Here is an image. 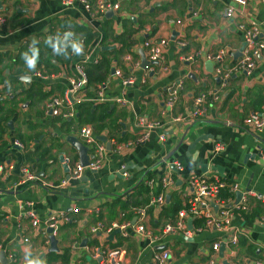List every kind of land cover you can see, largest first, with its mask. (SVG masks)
Wrapping results in <instances>:
<instances>
[{"label":"crops","instance_id":"obj_1","mask_svg":"<svg viewBox=\"0 0 264 264\" xmlns=\"http://www.w3.org/2000/svg\"><path fill=\"white\" fill-rule=\"evenodd\" d=\"M62 1L0 0V14L5 19L0 28V106L13 109L9 119L0 123V164L13 165L11 176L0 184V264L4 260L8 264H26L27 258L39 259L44 264H114L111 259L95 255L97 247L123 250L122 264H152L154 250L143 235L129 231L125 237L121 232L112 236L114 232L93 233L91 229L99 220L97 214L104 225L124 222L120 221L119 215L123 214L117 201L124 200L147 171L161 162L155 172L169 175L175 182L165 204L148 211L146 227L153 233L172 220L171 209L184 199L186 179L192 174L223 178L236 183L240 192L250 190L264 197V130L252 133L244 124L245 117L264 108V50L253 72H230L223 88H219L221 80L214 73L216 63L208 59L226 47L221 68L228 72L245 46L240 26L255 22L264 36L261 0H246L244 6L230 0H121L118 10L110 8L103 14L86 11L80 0H71L70 4ZM89 1L94 9L97 0ZM229 5L234 11L228 18L225 10ZM65 31L69 32L68 43ZM147 39L166 40L163 63L168 71L148 62L142 49ZM128 41L131 44L128 54L140 65L125 67L124 53L112 61L107 83L103 90L101 86L98 90L101 88L99 92L109 100L104 102L113 111L107 121L118 124V129L98 135L107 140L114 138L118 143L134 140L142 131L135 124L137 113L157 122L156 127L145 142L123 147L119 152L110 146L98 170L86 169L81 179L61 187L48 186L57 184L66 172L60 158L77 155L67 138H77L78 129L88 123L79 125L78 118H74L67 120V125H60L45 111L46 92L48 96L62 95V89L68 87L67 78L77 75L78 65L97 61L102 50H124ZM70 44L81 51L77 52ZM65 45L71 47L70 53L63 49ZM33 53L35 63L39 55L47 59L48 63L42 62L40 67L48 74L40 76L41 71L35 66L30 69L27 62L23 63L25 54L32 57ZM144 60L148 69L142 67ZM115 63L125 75H134L133 84L123 85L120 78L112 76ZM19 70L30 73L19 75ZM33 80L34 90L39 92H25ZM177 84L180 89L174 115L188 114L199 92L217 90L208 97L204 117L190 125L172 121L163 107L168 92ZM96 94L82 92L91 98ZM118 99L126 103L120 104ZM99 103L102 102L89 104ZM36 133L37 139L33 137ZM159 134L165 135V143L158 139ZM123 136L125 140H121ZM198 137L205 140L189 151L188 146ZM46 148L50 152L42 153ZM173 152L172 159L182 165L179 174L174 173L172 159L165 160ZM199 163L206 164V172H201ZM24 166L32 167L43 183L14 187ZM122 166L128 167L127 177L120 174ZM217 166L222 168L221 173L215 169ZM249 206L250 213L255 209L259 212L253 220L246 221L237 212L232 217V224L241 231L236 246L226 243L227 233L212 228L203 229L191 238L180 234L164 236V247L171 254L167 264H264V227L260 220L264 219V200L251 199ZM29 210L35 211L40 220L39 230L32 228L29 217L24 216ZM59 212L70 215L71 220L59 224L56 250L50 251V234H43L40 229L46 218ZM130 221L134 222V217ZM193 223L199 225L198 221ZM22 232L29 236L28 244L22 242ZM219 239L224 248L220 250V246L215 253L211 245ZM51 255L59 260L53 261Z\"/></svg>","mask_w":264,"mask_h":264},{"label":"built area","instance_id":"obj_2","mask_svg":"<svg viewBox=\"0 0 264 264\" xmlns=\"http://www.w3.org/2000/svg\"><path fill=\"white\" fill-rule=\"evenodd\" d=\"M86 11L93 14L95 10L100 13H104L108 9L118 10L120 8L121 0H115L113 3L107 0H97L95 8L90 4L89 0H80ZM240 6L246 4L245 0H230ZM63 4L72 3L71 0L62 1ZM264 4V0H261ZM233 6L229 5L225 10V16L231 17L233 15ZM96 13V12H95ZM5 19L0 14V28L4 26ZM240 30L243 32L244 37V49L241 51L242 55L240 59L228 69V72H224L221 68V63L227 53V48L222 47L218 50L216 54L210 55L209 60L216 63L214 68L215 76L218 77L221 83L219 88H223L227 85L228 78L233 71H244L246 74H250L256 68L257 60L264 50V36L261 26L255 22L248 24H242ZM64 39L69 35L68 31L64 32ZM167 45L166 40L162 39L159 41H152L147 39L143 42L142 49H144L145 57L148 62H152L156 67L163 71H168V67L163 63V53ZM181 47L184 46L183 42H180ZM122 61L127 66L139 67L140 62L134 60L131 54H125L122 56ZM115 64L112 71V76L121 79L123 85L133 84L134 75H125L120 67ZM147 67L146 69H148ZM145 69V70H146ZM155 70V69H154ZM151 70L150 72H153ZM77 75L67 78L68 87L62 95L51 97L46 103V111L50 112L55 118H61L62 120H71L77 116V107L81 103H91V102H104L105 100L102 96V91H98L95 97L83 96L82 92L87 85V78L85 76L83 66H77ZM149 71V70H148ZM230 73V74H229ZM40 75V73H38ZM41 76V75H40ZM107 83V81H106ZM105 83V85H106ZM105 85L103 87H105ZM102 87V90H103ZM180 85L172 87L168 92L167 98L164 102V110L167 116L171 118L174 122H179L183 124L190 125L199 118L204 117L205 107L203 104L209 95H215L217 90L208 91L198 95L194 99L193 108L189 114L174 115L173 110L178 99V89ZM101 90V89H100ZM120 104H125L126 101L123 99H118ZM135 124L142 131L134 140H128L125 143H118L116 139L110 138L107 141L110 146L114 148L117 152L121 151L123 147H130L137 145L139 143L148 140L150 133L156 127L157 122L151 121L146 115L136 114ZM244 124L248 131L252 133H258L264 130V109L258 112H252L247 117L244 118ZM77 140L82 143L87 148L88 156L91 158L86 166H82L78 160V157L72 159L69 155L62 156V162L67 167V171L64 176L58 180V183H48L51 187H61L66 185L71 180H79L83 176L86 169L98 170L103 162L107 158L108 151L106 149L105 143L100 142L97 135L90 124H85L78 129ZM158 139L165 143L166 137L164 134H159ZM17 146L20 145L18 141L14 142ZM110 147V148H111ZM218 149V148H217ZM171 160V158H169ZM171 166L174 168V173L179 174L182 171V165L177 159L171 160ZM13 172V165L9 163L0 164V184L7 180L11 173ZM120 174L123 177L128 176L127 169L122 166ZM18 182L14 183L15 186H23L26 184L43 183V180L39 178L37 172H35L32 167L24 166L21 168V175ZM158 180L150 179L147 181L149 187L153 186V183ZM160 182L162 184V191L154 197H151L149 202L135 209L134 219L135 221H125L120 224L113 223L111 226L105 228L102 223H97L92 227V232L105 231L106 234H111L115 230H119L122 236H127L129 231L141 234L147 240V245L150 246L154 251L152 253V264H167L171 257L170 250L165 248V243L163 241L164 236L180 234L185 238H191L194 235L200 233L203 229L212 228L220 232L227 233L226 243L234 247L237 245L240 229L232 224V217L234 212L240 213V211H248L249 203L251 199L263 201L264 197L258 196L255 192L246 190L241 192L239 200L228 199L226 201L219 200V191L221 189L228 188L230 192L234 194L240 192L238 185L236 183H227L223 179L211 178L204 173L189 175L186 179L187 192L184 199L182 200V208L177 212L173 220L164 223L158 233H153L146 227V219L148 216V209L156 206H163L166 201V196L169 191H172L174 186V178L169 175L163 174ZM31 202L28 205L31 206ZM75 212L76 211H71ZM25 217H29L32 228L39 230L40 220L38 219L35 211H27L23 213ZM66 213L59 212L57 215L50 216L46 218L43 223L44 226L40 229L41 233L45 234L49 228L53 230L52 234H56L57 228L61 222L68 221ZM198 220L199 225H195L193 222ZM261 220V225L264 227V219ZM21 240L25 244L29 243V236L25 233H21ZM221 239L215 241L211 245V249L216 253L219 251L222 244ZM225 243V244H226ZM95 255L111 259L114 264H122L124 251L119 248L105 249L97 247L94 249Z\"/></svg>","mask_w":264,"mask_h":264},{"label":"trees","instance_id":"obj_3","mask_svg":"<svg viewBox=\"0 0 264 264\" xmlns=\"http://www.w3.org/2000/svg\"><path fill=\"white\" fill-rule=\"evenodd\" d=\"M130 41H128V44L126 45V49L121 50V51H115V50H102L101 51V56L100 58L97 59V61H89L86 62L85 64H82L83 66V70L85 73V76L87 78V85L84 89V91L89 94V95H95L97 91H99L106 83L107 78H108V74H109V70L111 68V64L113 60H118V54L121 55L122 53H124L122 56H124L125 54L128 53L129 51V47H130ZM68 45H65L63 47V49H66L69 51H71V49L69 50ZM71 48V47H70ZM65 55V57L67 56V53H63ZM72 54H70L71 56ZM28 58H31L28 57ZM51 59V58H50ZM27 61L26 59L23 60V63L25 64ZM42 62L48 63L47 59H43L42 56H38V60L35 63V69H37V71H41L39 72L40 75L44 76L46 74H48V72H44L43 67H40L42 65ZM116 64V63H115ZM20 73V74H19ZM24 72H21L19 70L18 74L19 75H26L29 74ZM19 77V76H18ZM35 84L36 81L33 80L32 83L29 86V89L25 90V92L29 93L31 91H37L38 90H34L35 88ZM101 86V88L98 90V87ZM52 91V89L50 90ZM64 89H62L61 94H63ZM1 94V93H0ZM45 94V93H44ZM49 92L47 91L45 96L47 98V102L48 100L53 97V96H58V95H51L48 96ZM60 96V95H59ZM13 99H10V102L13 103ZM262 102L264 103V100H262ZM16 105V104H15ZM14 105V107H15ZM109 103H99L96 105H90L89 103H81L78 107H77V116L75 117L76 119L78 118V124H84V123H88L91 124L95 130V133L101 134L102 132H108V134H111V132H114L115 130L118 129V124L117 126L111 121H107L108 118L111 117L113 111L110 109ZM13 113V109L10 108L9 110H5V106H0V123H4L6 122L9 117L11 116V114ZM37 114H41V112H38ZM59 119V120H58ZM61 118H56V120L60 123V125H67L69 121L67 120H60ZM37 134L36 133L33 137L35 139H37ZM125 136L121 137V140H125ZM132 139V138H131ZM122 142V141H119ZM52 148V147H51ZM48 153L50 152V148H46L42 151V153ZM162 163V162H161ZM161 163H159L157 166H155L153 169L148 170L147 171V175L145 176V178H143L142 180H140V182H138V184L133 188V190H131L127 196L124 198V200H118L117 204L119 206L120 211H122L121 214V219L125 220V221H129L132 220V218L135 215V209L146 205L151 197L157 196L161 191H162V184L160 182L161 177H163L162 172H155L156 167H158ZM175 176V175H173ZM150 179H154V180H158L155 181L153 183L152 187H149L147 185V181ZM223 179V178H221ZM228 183V181H226ZM234 193L230 192L228 188L226 189H221L219 191V200L220 201H226L228 199H233L234 197ZM153 208V206L151 207ZM151 208L148 209V211L151 210ZM182 208V201L179 200L177 202V205L174 206L173 209V216H170L172 218V220L174 219V217L176 216L177 212ZM258 209L253 210L251 213L250 211H240V214L242 215V217L246 220V221H251L253 220L257 214H259ZM74 215V213H72ZM69 219V221L71 220V216L70 215H66ZM97 217L99 218V220H97V223H102L103 224V220H101L102 218L100 217V215L97 214ZM124 221V222H125ZM198 221V220H196ZM118 223V222H117ZM122 223V222H120ZM118 223V224H120ZM198 223L200 224V222L198 221ZM107 225V224H105ZM103 224V226L105 228L109 227L112 225V223H110L109 225L105 226ZM51 259L53 261H58L59 258L58 257H54L53 255H51ZM60 264V263H59Z\"/></svg>","mask_w":264,"mask_h":264},{"label":"water","instance_id":"obj_4","mask_svg":"<svg viewBox=\"0 0 264 264\" xmlns=\"http://www.w3.org/2000/svg\"><path fill=\"white\" fill-rule=\"evenodd\" d=\"M68 41H69V37H67L66 43H68ZM70 45H72V46L74 47L73 49H77V46H76L75 44H74V45H73V44H70ZM242 49H243V47H242ZM242 49H241V51H242ZM147 65H148V64H147V63L145 62V60H144L143 63H142V67L146 68ZM208 66H209V65H208ZM112 71H113V70H112ZM22 79H25L26 81L28 80L27 78H22ZM209 137L211 138L212 136H209ZM97 139H98L100 142L105 143V146H106V149H107V150L110 149V143L107 141V137H105L104 135H99V136L97 137ZM203 140H205V137H203V138H199V137L196 138V139L194 140V142L191 143L190 146H188L189 151L192 150L193 148H195V144H197L198 142H202ZM67 141H68L69 144L73 147V149L77 152L78 160H79L80 164H81L82 166H86V165L88 164L89 158H91V156L89 157L88 154H87V148H86L82 143H80V142L77 140V138H75V137H73V136H69V137L67 138ZM180 144H181V143H180ZM176 149H177V148H176ZM175 152H176V151H175ZM175 152H173L172 154H170L165 160L171 158V157L173 156V154H175ZM61 159H62V158H60V160H61ZM125 168H128V167H125ZM199 169L201 170V172H206V171H207L206 164L199 163ZM215 169H216L219 173L222 172V168H221L220 166H217ZM64 170L67 171V167H66V166H64ZM149 170H151V168H150ZM240 195H241V192H236V194H235L236 202L239 200ZM168 197H169V195H167V197H166V201H167ZM52 232H53V230H52L51 228H49V229L47 230V233L50 234V236H49V241H50V251H54V250H56V243H57V240H56V238H55V235L52 234ZM119 232H120L119 230H115L114 233H112V236H113L115 233H119ZM223 248H224V246L222 245L220 250H223ZM8 263H9V261H7V260H4V261L2 262V264H8Z\"/></svg>","mask_w":264,"mask_h":264},{"label":"clouds","instance_id":"obj_5","mask_svg":"<svg viewBox=\"0 0 264 264\" xmlns=\"http://www.w3.org/2000/svg\"><path fill=\"white\" fill-rule=\"evenodd\" d=\"M77 52H80L81 49L80 48H77L76 49ZM27 61V64H28V67L30 69H34V66H35V60H36V54L33 53V56L31 58H28L27 57V54H25V57H24ZM108 151V150H107ZM90 159V158H89ZM172 159V157H171ZM168 195V194H167ZM167 197V196H166ZM73 213V212H72ZM26 264H44L43 261L39 260V259H31V258H27L26 259Z\"/></svg>","mask_w":264,"mask_h":264},{"label":"flooded vegetation","instance_id":"obj_6","mask_svg":"<svg viewBox=\"0 0 264 264\" xmlns=\"http://www.w3.org/2000/svg\"><path fill=\"white\" fill-rule=\"evenodd\" d=\"M245 1H246V0H245ZM179 89H180V88H179ZM179 89H178V91H179ZM202 93H206V91L199 92L198 94H196V95L194 96L193 101H192V106H191V109H190V111L188 112V114L191 112V110H192V108H193L194 99H195L198 95H200V94H202ZM178 96H179V93H178ZM207 100H208V97L206 98V101H205V103L203 104V107H205ZM177 103H178V99H177L176 105H177ZM176 105H175V106H176ZM163 107H164V104H163ZM174 109H175V107H174ZM173 113H174V110H173ZM198 120H199V119L194 120L193 123H195V122L198 121Z\"/></svg>","mask_w":264,"mask_h":264},{"label":"rangeland","instance_id":"obj_7","mask_svg":"<svg viewBox=\"0 0 264 264\" xmlns=\"http://www.w3.org/2000/svg\"><path fill=\"white\" fill-rule=\"evenodd\" d=\"M207 103V102H206ZM206 106V105H205ZM264 109V108H263ZM45 111H46V105H45ZM46 113L47 114H49L50 116H52L51 115V113L50 112H48V111H46ZM91 125V124H90ZM68 153V151H66L65 152V154H67ZM72 159H75L76 157H77V155H76V153H72V154H68ZM74 214H76V213H74ZM121 215H119V217H120ZM113 223H116V224H118L117 222H113ZM112 223V224H113ZM108 225L110 224V223H107Z\"/></svg>","mask_w":264,"mask_h":264}]
</instances>
